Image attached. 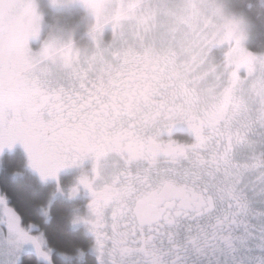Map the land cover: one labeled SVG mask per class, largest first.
Instances as JSON below:
<instances>
[{
	"label": "clouds",
	"instance_id": "obj_1",
	"mask_svg": "<svg viewBox=\"0 0 264 264\" xmlns=\"http://www.w3.org/2000/svg\"><path fill=\"white\" fill-rule=\"evenodd\" d=\"M43 2L57 14L46 20L41 0H31L34 17L24 43L28 67L20 76L45 93H80L84 103L58 110L37 100L8 118L20 120L53 151L69 131L110 145L98 160L89 155L67 166L79 170L71 192L86 190L80 184L84 176L98 173L97 183L110 182L129 167L142 175L147 171L154 185L165 176L180 183L203 181L206 170L200 161L215 151L216 134L226 125L251 121L250 139L257 150L264 148L256 96L264 90V46L256 51L249 46L254 40L264 44V0ZM77 9L82 15L73 20ZM241 54H247L248 65L237 69ZM14 70L11 62L0 64V77ZM221 109L224 116L218 118ZM194 126L200 132L199 148L193 147L198 143ZM16 142L29 158L25 145ZM170 143L185 151L154 157L148 151L154 144ZM129 146L143 151V157L132 159ZM250 155L249 149L237 148V159ZM86 192L90 199L83 217L91 202ZM15 251L14 236H0V264H11ZM58 255L65 264H82L85 253L77 249L75 256Z\"/></svg>",
	"mask_w": 264,
	"mask_h": 264
},
{
	"label": "snow or ice",
	"instance_id": "obj_2",
	"mask_svg": "<svg viewBox=\"0 0 264 264\" xmlns=\"http://www.w3.org/2000/svg\"><path fill=\"white\" fill-rule=\"evenodd\" d=\"M33 17L31 0H0V64L11 62L15 69L0 77V149L21 141L29 152L30 165L41 178H55L61 168L86 156L98 160L110 145L90 142L69 131L53 151L37 142L20 120L8 118L10 113L34 106L37 100L51 102L58 110L84 103L80 93L63 89L45 93L20 76L28 67L24 43ZM43 55H48L47 50ZM247 65V54H241L236 68ZM236 78L237 72H233ZM256 96L258 119H264V90ZM235 107L238 110L240 106ZM223 116L221 109L218 118ZM193 131L198 142L193 147L199 148V128L194 126ZM251 135V121L221 128L215 151L200 161L206 170L203 181L180 183L165 176L154 185L147 171L142 175L131 167L110 182L97 183L98 173L91 179L82 177L80 184L91 194V202L88 215L77 220L94 238L98 264H264V211L254 210L246 194L248 177L254 176L255 183L264 185V150H257ZM237 148H247L251 155L239 160ZM128 151L132 159L144 155L133 146ZM148 151L153 157L160 152L175 156L185 149L170 143L163 147L154 144ZM147 162L153 165L155 160ZM137 185L143 190L137 191ZM3 203L0 199V205ZM0 225V236H14L16 250L31 242L39 255L48 258L41 251L42 237L29 235L12 209L3 208ZM254 251L261 255L250 259Z\"/></svg>",
	"mask_w": 264,
	"mask_h": 264
},
{
	"label": "trees",
	"instance_id": "obj_3",
	"mask_svg": "<svg viewBox=\"0 0 264 264\" xmlns=\"http://www.w3.org/2000/svg\"><path fill=\"white\" fill-rule=\"evenodd\" d=\"M249 46L256 51L264 44L254 40ZM26 163L20 152L5 154L0 162V193L18 214L21 223L33 224L44 234L48 247L52 250L51 264H65L58 253L65 252L75 256L77 249L84 250L82 264H97L90 253L91 239L82 230L71 228V207L68 203L60 199L52 201L47 207L48 222L44 220L41 209L50 201L51 187L36 182L26 169ZM15 174L21 176L15 178ZM20 264L41 263L32 254H25ZM72 264H76V261L73 260Z\"/></svg>",
	"mask_w": 264,
	"mask_h": 264
},
{
	"label": "rangeland",
	"instance_id": "obj_4",
	"mask_svg": "<svg viewBox=\"0 0 264 264\" xmlns=\"http://www.w3.org/2000/svg\"><path fill=\"white\" fill-rule=\"evenodd\" d=\"M40 6L43 8L44 12H45V18L46 20H51L57 13L55 10L49 8V6L43 2V0H41V4ZM80 15H82V13L80 12V10H73L71 16L72 19H76L78 18ZM16 152H20L24 155L25 160H26V169L31 172L32 174L36 173V170L30 165V161L28 158V154L25 151L23 145L19 142H16L14 144L11 145V147L8 146H4L2 149H0V162L2 159V156L5 154H13ZM21 174H15L14 177L18 178L20 177ZM37 177V176H36ZM35 178L36 182L40 183L41 185V181H39L38 178ZM76 178L77 176H71V179L66 181L65 184L62 185H55L54 183L51 184H47V187H51V195H50V201L48 203V205H46L45 208L41 209V215L43 216L44 220L46 222H48V213H47V207L49 206L50 203H52V201H54L55 199H60L65 201L66 203H68L71 207V221H70V225L72 229H77V230H82L92 241V244L94 242V238L92 236V234L88 231L86 225L82 222H76V217L80 216L83 217L86 212H87V203H88V198L86 197L88 194L86 192V190H84V194H77L76 193L70 194L71 193V188L73 185L76 184ZM68 182V185H67ZM258 184V185H257ZM45 186V185H44ZM46 187V186H45ZM254 189L257 192V194L259 196L264 197V185H261L259 183H256V185H254ZM253 189V191H254ZM252 191V192H253ZM0 199L3 200V204L0 205V214H2L3 212V208L6 206L10 209H12L14 212L15 210L8 204L7 199L0 193ZM16 213V212H15ZM17 214V213H16ZM18 215V214H17ZM20 219V218H19ZM21 227H23L31 236H39L42 237L43 239V243L41 245V251L42 252H46L47 253V259H45L43 256L39 255L35 249V247L32 245L31 242H27V243H23L19 246V248L15 251L13 257H12V261L11 264H20L21 258L23 255L25 254H32L36 261L38 263L41 264H51V256H52V250L48 247L47 241L45 239L44 234L33 224H29V225H23L20 221ZM3 226L0 225V228H2ZM51 250V251H50ZM90 253L94 256L96 263L97 262V258H96V253L92 250H90Z\"/></svg>",
	"mask_w": 264,
	"mask_h": 264
},
{
	"label": "flooded vegetation",
	"instance_id": "obj_5",
	"mask_svg": "<svg viewBox=\"0 0 264 264\" xmlns=\"http://www.w3.org/2000/svg\"><path fill=\"white\" fill-rule=\"evenodd\" d=\"M260 150H264V148L260 149ZM87 166V165H86ZM31 173V172H30ZM79 174V170L74 168V167H64L61 168L57 174L55 178H41L40 174L36 171L35 174H32L34 177L38 178L39 181H41V184L47 187V184H51L54 183L55 185L59 186L62 184H65L66 181L71 179V176H78ZM255 181V177H248L246 180V183H248V188L246 190V194L250 200L251 203V207L256 210V211H264V197L259 196L257 194V192L254 189V185H256ZM68 185V182H67ZM258 185V184H257ZM254 189V191H253ZM253 191V192H252ZM84 194V189L83 188H78L77 190V194ZM88 199H90V197L87 195L86 196ZM261 255V253H259L258 251H254L250 254V259H254L255 257Z\"/></svg>",
	"mask_w": 264,
	"mask_h": 264
}]
</instances>
